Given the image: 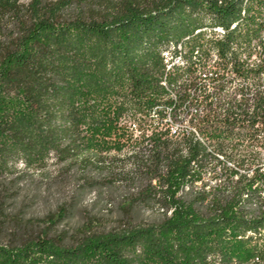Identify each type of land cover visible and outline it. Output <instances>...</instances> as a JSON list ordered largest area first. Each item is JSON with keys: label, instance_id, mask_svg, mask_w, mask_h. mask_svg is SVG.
<instances>
[{"label": "trees", "instance_id": "trees-1", "mask_svg": "<svg viewBox=\"0 0 264 264\" xmlns=\"http://www.w3.org/2000/svg\"><path fill=\"white\" fill-rule=\"evenodd\" d=\"M178 44L183 63L167 74L163 54ZM207 69L218 88L210 96L200 75ZM235 81L246 87L227 95L233 105L209 103L190 117L203 141L170 134L167 109L190 116ZM263 85L264 0H0V176L20 164L34 172L51 161L105 165L137 124L142 138L128 158L146 181L141 196L164 211L159 222L87 226L71 243L46 231L15 236L0 241V264L264 258V159L235 149L264 146ZM237 93L244 104L234 106ZM227 160L244 171L224 166L216 185H198L208 166Z\"/></svg>", "mask_w": 264, "mask_h": 264}, {"label": "rangeland", "instance_id": "rangeland-1", "mask_svg": "<svg viewBox=\"0 0 264 264\" xmlns=\"http://www.w3.org/2000/svg\"><path fill=\"white\" fill-rule=\"evenodd\" d=\"M159 119L155 114L148 120L157 123ZM129 131V144L122 151H110L105 165L88 159L62 164L51 161L42 171L34 172L20 164L14 174L0 176V241L46 231L71 243L87 226L108 231L131 222L162 221V207L141 196L146 193V181L128 158L142 133L133 124ZM92 139L104 141L106 137L94 133ZM235 149L258 151L264 159V146L245 141ZM219 165L208 166L201 181L218 179L215 168Z\"/></svg>", "mask_w": 264, "mask_h": 264}, {"label": "built area", "instance_id": "built-area-1", "mask_svg": "<svg viewBox=\"0 0 264 264\" xmlns=\"http://www.w3.org/2000/svg\"><path fill=\"white\" fill-rule=\"evenodd\" d=\"M167 50L172 51L174 50V48H168ZM200 55V52H196V55L194 56V58H196L197 56ZM167 64V74L168 72L173 74L175 72L176 69H172L171 68V63H166ZM182 64H179V67H181ZM211 69H207L204 72H201V76L203 78V81L205 82V88H206V94L207 95H212L216 90H218V88L215 86L214 83H212L210 81V79L213 76V72L210 71ZM162 84L165 85L164 80L162 81ZM245 83L244 82H240V81H235L232 84L227 85L226 87L222 88L221 90L219 89V97H210L208 99V103L206 101H202V103H200V105H192L190 107V112L191 115L190 116H186L184 114L179 115L178 117H173L172 115V111L170 109L166 110V118L165 120L168 122V127H169V131L170 134H181V133H194V124L190 121V117L191 116H195L198 113H204L206 112L205 109H207V106L209 105V103L211 104L212 108L216 109V108H228L230 105V100L228 99L227 95L235 92L239 89L245 88ZM191 91V90H190ZM193 91V90H192ZM234 106H236V104H244V100L241 97V94L237 93V98L236 100H233ZM135 127V130H138V126L137 124H133ZM140 131V130H139ZM221 165H223V167H221V165H219V167H216L215 169V173H218V179L212 180L210 182H205L206 187H211L216 185L218 182H220V178H221V174L223 172V168L224 166H228L231 168H235V169H239L240 171L244 170V168H240L237 166V164L235 162H231V161H227L226 165L220 163ZM264 170V167H263ZM250 173L253 171V169L249 170ZM198 185L203 184L202 181H198L197 182ZM254 263L256 264H264V258L261 257H257L254 258Z\"/></svg>", "mask_w": 264, "mask_h": 264}, {"label": "bare ground", "instance_id": "bare-ground-1", "mask_svg": "<svg viewBox=\"0 0 264 264\" xmlns=\"http://www.w3.org/2000/svg\"><path fill=\"white\" fill-rule=\"evenodd\" d=\"M217 30L219 32H224L223 28L222 27H217ZM169 48H174V50L172 51H169V50H166L163 54L164 56V59H165V62L166 63H171V68L173 69V65L174 64H182L183 63V60H184V56H185V53L187 52L186 49L183 48L182 44H178V45H172L170 46ZM197 52V51H195ZM165 85H167V80L164 81ZM194 133L196 134V136L203 141V138L202 136L199 134V132L197 131L195 125H194ZM175 136L179 135V134H173ZM244 170H242L243 172ZM257 257H260V256H257ZM256 257V258H257ZM252 262V261H251ZM252 264V263H251ZM256 264V263H254Z\"/></svg>", "mask_w": 264, "mask_h": 264}]
</instances>
